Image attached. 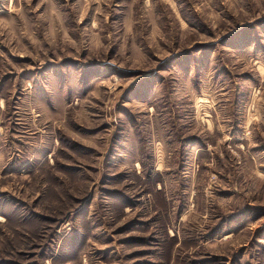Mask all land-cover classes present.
<instances>
[{
    "label": "rangeland",
    "instance_id": "obj_1",
    "mask_svg": "<svg viewBox=\"0 0 264 264\" xmlns=\"http://www.w3.org/2000/svg\"><path fill=\"white\" fill-rule=\"evenodd\" d=\"M0 264H264V0H0Z\"/></svg>",
    "mask_w": 264,
    "mask_h": 264
}]
</instances>
